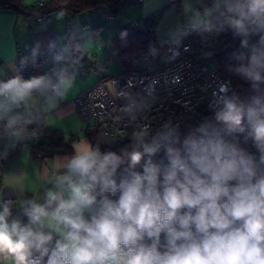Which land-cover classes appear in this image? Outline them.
Listing matches in <instances>:
<instances>
[{"label":"clouds","instance_id":"clouds-1","mask_svg":"<svg viewBox=\"0 0 264 264\" xmlns=\"http://www.w3.org/2000/svg\"><path fill=\"white\" fill-rule=\"evenodd\" d=\"M185 14L175 40L226 30L240 38L239 64L229 71L255 94L245 101L220 89L211 118L186 134L166 121L138 127L119 151L78 141L55 158L42 195L18 201V215L0 197V257L11 264H264V0H189ZM74 80L67 67L0 79L4 156L37 123L33 105L55 111ZM249 141L255 152L242 146Z\"/></svg>","mask_w":264,"mask_h":264},{"label":"crops","instance_id":"crops-1","mask_svg":"<svg viewBox=\"0 0 264 264\" xmlns=\"http://www.w3.org/2000/svg\"><path fill=\"white\" fill-rule=\"evenodd\" d=\"M45 1L21 0L32 10H38ZM187 2L189 0H180V4L175 5L168 0H119L113 18L106 17L110 13L108 6L78 13L58 8L46 14L44 22L36 20L42 14L28 17L11 9H0V79L15 75L29 79L42 75L56 57L62 58V63L75 77L73 88L55 111L45 114L39 105H33L37 123L25 133L28 138L9 149L0 161V197L13 201V215L18 213V201L42 195L48 186L47 179L55 172V158L71 153L56 151L49 155L52 134L61 133L64 142L73 136L72 148L78 141L88 140L73 98L78 91L98 83L102 77L125 71L113 51L112 40L120 26L135 25L142 30L154 21L153 38L157 47H161L170 35L185 25ZM190 2L195 3V0ZM33 50H36L35 57ZM75 50L82 58L72 65L67 54ZM147 50L155 52L157 48ZM24 58L37 59L27 74L20 71ZM98 65L102 67L97 69ZM32 131L37 133L35 138ZM100 139L98 136L101 142ZM37 144L40 146L36 147ZM0 264H11V261L0 257Z\"/></svg>","mask_w":264,"mask_h":264},{"label":"built area","instance_id":"built-area-1","mask_svg":"<svg viewBox=\"0 0 264 264\" xmlns=\"http://www.w3.org/2000/svg\"><path fill=\"white\" fill-rule=\"evenodd\" d=\"M168 2L180 4V0ZM106 17L113 18L110 13ZM36 20L44 22L46 17L39 16ZM147 27L152 32L155 29L153 23ZM173 35L162 45L163 52L146 49L134 54L127 71L111 74L75 94L73 105L86 134L106 135L113 139L114 146L131 142L132 131L140 126L155 130L166 121L179 125L182 134H186L203 119L211 118L220 89L227 87L229 93L234 92L245 101L255 94L250 84H232L228 78L220 76L205 58V53L215 47L212 34L190 32L178 40L173 39ZM257 39L258 36L251 38L252 42ZM162 55H166L164 62ZM69 62L77 64L78 57L73 56ZM63 67L66 66L62 58L56 57L42 75ZM242 146L255 152L251 141ZM2 153L0 148V161L4 158ZM21 218L26 222V218Z\"/></svg>","mask_w":264,"mask_h":264},{"label":"trees","instance_id":"trees-1","mask_svg":"<svg viewBox=\"0 0 264 264\" xmlns=\"http://www.w3.org/2000/svg\"><path fill=\"white\" fill-rule=\"evenodd\" d=\"M207 2L210 3V0H207ZM118 3L119 0H47L38 7V10H32L25 6L21 0H0V9H11L17 14H23L28 17H34V15L37 14H42L41 16L46 17V14L58 8L78 13L83 11H95L108 6L110 8V14L114 17ZM152 23L154 24L155 22L152 21L151 24ZM147 25L145 26V29L138 30L135 25L123 24L119 28L120 31L112 40L114 54H116L120 64L124 66L125 71L129 69L128 62L130 57L134 56V54L141 53L149 47H155L157 48V51L159 50L163 52L161 49L162 46L157 47L156 41L153 38V33L148 29ZM212 35L215 38L214 50H218V53L214 55V59L217 61L216 69L220 76L228 78L232 84L241 86L250 84L239 75L229 71L230 67H235L239 64V62L233 58V53L240 48V38L235 37L231 30H226L219 34L212 33ZM67 56H69L70 59L72 56H76L78 57V61L82 58V55H80V53L76 50L67 54ZM36 60H27L26 63H20V71H22L23 74H27L30 66L36 62ZM101 79V81H103L105 80V77H102ZM86 137L90 143L99 146L101 151H119L131 143H117L114 144V146L109 147L99 142L98 135L96 133L86 134ZM73 142V136H70L67 142H64L62 134L54 132L49 140V146L51 147L47 151H49V155L56 151H60L62 153L70 152L72 151ZM39 146L40 144L36 145V147ZM163 157L164 153L161 152L155 157V159L161 160ZM136 170L142 171V168H137Z\"/></svg>","mask_w":264,"mask_h":264},{"label":"rangeland","instance_id":"rangeland-1","mask_svg":"<svg viewBox=\"0 0 264 264\" xmlns=\"http://www.w3.org/2000/svg\"><path fill=\"white\" fill-rule=\"evenodd\" d=\"M217 53H218V50H211V51H208L207 53H205V55H204L205 58L206 59H209V61L211 62V64L213 66H215V67H216L217 61H215L214 55L217 54ZM165 59H166V55H162L161 61L164 62ZM99 137H101L100 140H102L101 142L99 141L100 143H103V144H105V145H107L109 147H112L113 146L114 141H113L112 138H110V137H108L106 135H101Z\"/></svg>","mask_w":264,"mask_h":264}]
</instances>
